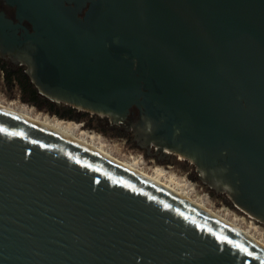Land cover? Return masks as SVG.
<instances>
[{"label": "water", "instance_id": "95a60500", "mask_svg": "<svg viewBox=\"0 0 264 264\" xmlns=\"http://www.w3.org/2000/svg\"><path fill=\"white\" fill-rule=\"evenodd\" d=\"M0 55L58 104L138 109L148 153L182 154L264 222V0H0ZM0 264H264V245L0 107Z\"/></svg>", "mask_w": 264, "mask_h": 264}, {"label": "rangeland", "instance_id": "374dc122", "mask_svg": "<svg viewBox=\"0 0 264 264\" xmlns=\"http://www.w3.org/2000/svg\"><path fill=\"white\" fill-rule=\"evenodd\" d=\"M0 103L32 115L48 124L53 123V117H56L59 122L64 120L48 109H40L32 103L23 101L20 87L16 84L9 87L3 78H0ZM75 114L80 120L72 119L71 121L79 123L78 137L87 138L91 143L100 141L99 148L101 150L120 160L130 163L135 159L139 160L140 169L149 174L155 175L157 170H161L164 173L163 181L171 182L170 179L173 178L184 183L193 198L199 202H205L208 208L228 217L264 242V222L237 206L227 193L217 191L205 183L191 160L178 153H171L168 158H160L159 153L152 151L148 153L147 148L139 144L132 130L130 132L121 130L126 133L122 134L119 129L110 127V123L102 127L96 114L84 112L81 114L75 112ZM68 120L70 119L65 121Z\"/></svg>", "mask_w": 264, "mask_h": 264}, {"label": "bare ground", "instance_id": "6f19581e", "mask_svg": "<svg viewBox=\"0 0 264 264\" xmlns=\"http://www.w3.org/2000/svg\"><path fill=\"white\" fill-rule=\"evenodd\" d=\"M0 107L2 108H5V109H8L10 111H13V112H16V113H19L21 115H24L25 117H28L34 121H37L39 123H42L44 125H47L48 127H51L53 129H56L57 131L77 140L78 142L92 148V149H95L101 153H104L106 155H108L109 157L113 158L114 160L118 161L119 163L135 170V171H138L139 173H142L143 175L161 183L162 185L168 187L169 189L187 197L188 199H190L191 201H193L194 203L202 206L203 208H205L206 210H208L209 212L213 213L214 215H216L217 217L223 219L224 221H226L227 223H229L230 225L236 227L237 229L243 231L244 233H246L247 235H249L250 237H252L253 239H255L257 242H259L260 244L264 245V242L262 240H260L255 234H253L251 231L249 230H245L243 229L242 227H240L238 224L234 223L233 221H231L228 217L224 216V215H221L220 213H217L215 212L214 210L208 208L206 205H205V202H199L198 200H196L195 198L192 197L191 195V192L189 189L186 188L185 184L184 183H180L179 181H176L174 180L173 178L170 179L171 182H165L163 181V177H164V173L161 171V170H157L156 171V174L155 175H152V174H149L143 170L140 169L139 167V160L135 159L133 162H127V161H123V160H120L112 155H110L109 153L101 150L99 148V144L101 143L100 141H92L89 142V140L87 138H80L77 136V129L79 127V123L77 122H73V121H65V120H61L60 122L57 121V118L56 117H53V123L52 124H48V123H45L41 120H38L36 118H34L32 115H29V114H26V113H23V112H20L14 108H11L5 104H2L0 103ZM57 124V125H56ZM166 152H171L170 149H167ZM205 201V199H204Z\"/></svg>", "mask_w": 264, "mask_h": 264}, {"label": "trees", "instance_id": "16d2710c", "mask_svg": "<svg viewBox=\"0 0 264 264\" xmlns=\"http://www.w3.org/2000/svg\"><path fill=\"white\" fill-rule=\"evenodd\" d=\"M0 78L6 81L9 87L17 85L21 90V99L25 102L32 103L40 109H48L51 113L58 115L64 120L79 119L75 114V108L68 104L59 105L54 100L40 93L36 84L32 81L31 76L24 66H17L0 56ZM120 133H123L120 130Z\"/></svg>", "mask_w": 264, "mask_h": 264}, {"label": "flooded vegetation", "instance_id": "af4514ba", "mask_svg": "<svg viewBox=\"0 0 264 264\" xmlns=\"http://www.w3.org/2000/svg\"><path fill=\"white\" fill-rule=\"evenodd\" d=\"M8 10H9L10 14H12L14 8L8 6ZM1 57L4 58L5 60L9 61L10 63H13V64H15L17 66H24L27 69V66L26 65H24V64H21V65L20 64H16L10 57H3V56H1ZM62 104L63 103H61L59 105H62ZM74 108H75V112L77 114H81L83 112L84 113H92L93 115L96 114L97 115V118L100 121L102 127H105V126H107L110 123V125H109L110 127L116 128V129H119V130H122L124 132H130L132 130L134 132V136H135L136 130L134 128V124L140 119V114H139V110L138 109H135V112L132 113L125 122H123V123H113L111 121L110 117L107 116V115H102V114H99V113H94V112L85 111V110H79L76 107H74ZM156 149L157 148L155 146H152V148L150 149V151L156 153ZM157 153H159L161 155V152H157Z\"/></svg>", "mask_w": 264, "mask_h": 264}, {"label": "built area", "instance_id": "2783aa9c", "mask_svg": "<svg viewBox=\"0 0 264 264\" xmlns=\"http://www.w3.org/2000/svg\"><path fill=\"white\" fill-rule=\"evenodd\" d=\"M20 93H21V90H20Z\"/></svg>", "mask_w": 264, "mask_h": 264}]
</instances>
